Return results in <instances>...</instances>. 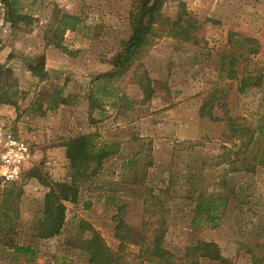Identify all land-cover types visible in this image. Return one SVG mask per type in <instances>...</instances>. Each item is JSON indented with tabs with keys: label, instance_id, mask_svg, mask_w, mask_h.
Here are the masks:
<instances>
[{
	"label": "rangeland",
	"instance_id": "1",
	"mask_svg": "<svg viewBox=\"0 0 264 264\" xmlns=\"http://www.w3.org/2000/svg\"><path fill=\"white\" fill-rule=\"evenodd\" d=\"M10 2L29 18L12 26L0 0V125L28 141L32 156L18 180L0 183V200L9 191L14 198L0 220V264H91L82 221L117 252L114 217L120 207L127 226L142 234L163 218L162 247L174 264H192L185 253L199 241L215 244L222 264H264V166L230 173L227 161L245 148L230 137L225 122L199 115L204 100L214 97V115L255 131L247 155L264 156V132H257L264 131V0H167L157 30L121 68L110 61L132 32L129 17L137 0ZM180 5L196 21L190 40L172 36L165 26ZM53 34L59 47L50 41ZM253 46L257 52L249 54ZM40 64L44 78L31 71ZM230 70L233 78L226 77ZM106 74L112 76L101 78ZM142 75L154 90L149 100L138 86ZM90 134L96 145L118 142V154L81 184L76 203L66 204L57 237H31L47 188L27 180L28 172L39 168L48 180L63 181V144ZM220 177L230 191L216 186ZM194 188L227 194L216 227L192 226ZM13 245L30 253L17 254ZM119 255L118 264H159L138 258L132 245Z\"/></svg>",
	"mask_w": 264,
	"mask_h": 264
},
{
	"label": "trees",
	"instance_id": "2",
	"mask_svg": "<svg viewBox=\"0 0 264 264\" xmlns=\"http://www.w3.org/2000/svg\"><path fill=\"white\" fill-rule=\"evenodd\" d=\"M166 1L137 0L133 12L129 17L132 32L129 38L122 42V50L110 61L114 68L123 67L131 59L135 51L152 35L153 31L157 30L155 26L160 21L159 11ZM2 4L7 8V21L12 26L19 21H26L29 18L25 15L17 14L10 0H2ZM166 25L170 26V30H168L169 34L185 40H190L192 38L191 32L197 30L196 21L189 13L185 12V9L181 5L180 10L172 21L165 20ZM51 39H54L53 44L55 47L60 46L57 35H51L50 41ZM247 42L256 43L254 40H247ZM257 49V46H253V48L248 50V53L254 54L257 52ZM231 61H234V59H231ZM31 71L39 77H45L42 64L34 68L31 67ZM234 74L235 72L230 70L226 77L233 78ZM111 76L106 74L101 76V78L105 79ZM138 86L142 90L145 100H149L154 94L150 80L145 75L140 76ZM244 90V88H239L240 92H244ZM213 98L209 96L204 100L203 105L199 109V115L207 117L210 121L225 122L230 137L239 141L242 147L245 148L240 156L234 160L227 161L226 164L229 166L230 173L239 171L250 172L253 170V166H264V156L258 159L255 156L252 158L250 155H247L249 147L253 143L255 131L250 130L246 125L238 124L235 119L225 114L221 117L214 115L212 112ZM61 104L65 105V100H61ZM257 132L262 134L264 131L258 128ZM93 139L94 135L90 134L69 138L65 141L63 148L65 159L67 160L68 173L63 181L55 182L48 180L39 168H34L28 172L26 176L27 180H35L41 186L47 188L42 206L38 208L34 218L31 237L39 240H48L57 237L64 225L66 204L76 203L81 184L97 176L102 170L105 160L118 154L120 150L118 142H103L96 145ZM219 185L225 191H230V186H228L225 177H220L216 186ZM193 192L197 196L193 200L192 226L199 227L207 225L211 228L216 227L218 221L226 212L228 205L227 194H220L218 192L217 194L205 195L204 192L197 193L195 188ZM193 192L192 194H194ZM12 193V191L5 193L3 195L4 197L2 196L0 200V216L2 215L0 220L6 217V214L3 212L8 210L14 203ZM19 196L20 192L15 194L14 197L17 198ZM149 199L156 201L157 197L150 196ZM147 211L151 213L149 207ZM114 219L116 223L114 228L115 237L119 241L117 252H113L106 246L99 232L94 230L89 224L83 221L80 222L82 232L87 231L89 233L88 238H85L83 241V250L89 256V262L91 264H118L121 260L119 253L124 252L125 247L129 245L136 246L138 258H141L143 261L152 259L153 261L157 260L159 264H174L171 261L173 259L172 254L162 247L166 230L163 218L153 222L152 225L155 228L149 234H142L137 229L127 226L123 218L122 207L119 208ZM12 249L17 254L30 253L29 248L13 245ZM185 256L192 258V264L198 263L196 261L197 258H207L208 260L217 261L221 264L224 263L219 248L213 243L204 241L196 242L192 247L188 248Z\"/></svg>",
	"mask_w": 264,
	"mask_h": 264
},
{
	"label": "built area",
	"instance_id": "3",
	"mask_svg": "<svg viewBox=\"0 0 264 264\" xmlns=\"http://www.w3.org/2000/svg\"><path fill=\"white\" fill-rule=\"evenodd\" d=\"M31 156L28 141L0 125V183L18 180Z\"/></svg>",
	"mask_w": 264,
	"mask_h": 264
}]
</instances>
